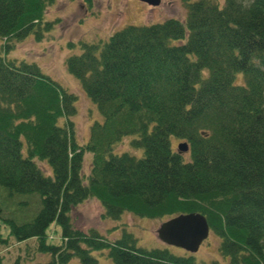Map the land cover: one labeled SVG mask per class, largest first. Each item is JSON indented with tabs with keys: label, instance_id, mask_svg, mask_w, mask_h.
I'll list each match as a JSON object with an SVG mask.
<instances>
[{
	"label": "trees",
	"instance_id": "trees-1",
	"mask_svg": "<svg viewBox=\"0 0 264 264\" xmlns=\"http://www.w3.org/2000/svg\"><path fill=\"white\" fill-rule=\"evenodd\" d=\"M52 1L0 0V227L8 230L0 246L22 243L25 264H101L92 254L110 264H205L139 248L125 230L109 239L74 228L71 210L91 199L110 220L198 213L227 264H264V0H196L183 21L78 41L65 68L101 117L84 145L71 121L76 95L35 64L3 56L52 27L44 22ZM130 136L139 157L116 153ZM172 138L187 144L185 156ZM53 227L58 244L49 242Z\"/></svg>",
	"mask_w": 264,
	"mask_h": 264
},
{
	"label": "rangeland",
	"instance_id": "rangeland-1",
	"mask_svg": "<svg viewBox=\"0 0 264 264\" xmlns=\"http://www.w3.org/2000/svg\"><path fill=\"white\" fill-rule=\"evenodd\" d=\"M196 0H160L157 6H148L137 0H53L47 6L44 13V22H52V27L42 32V38L36 41L32 35L12 42L11 48L3 56L8 59L23 60L35 64L41 72L56 82L66 91L76 95L74 104L76 113L71 118L75 130V138L78 145H84L88 139V130L93 122H100L101 117L96 107L85 96L80 83L71 76L65 68V59L80 53L77 42L104 41L114 32L125 26H148L161 23L167 18H175L183 21L186 16V3ZM73 43V47H68ZM4 41H0V52ZM61 125V121L58 122ZM131 140L126 137L117 146L116 153L128 152L139 157L141 150H132L127 143ZM174 141V142H173ZM172 148L175 150L176 141L172 138ZM179 142V141H177ZM185 156V155H184ZM90 155L83 154L81 173L86 175L89 169ZM38 166L45 170L42 163ZM4 192V189H0ZM13 197L15 200H29L33 202V196ZM102 210L99 204L91 199L85 200L74 207L70 212L73 227L86 232L95 229L100 235L109 239H116L122 230L130 233L136 240V246L144 249H166L178 256H191L197 263L227 264V260L218 253V238L209 232L207 238L200 244L193 254H187L183 250L161 243L155 235V230L162 222L160 219H146L135 217L130 214H122L117 220L104 219L101 217ZM166 220V219H165ZM59 228L53 227L50 233L53 237L51 244L60 241ZM0 233L5 237L7 228L0 227ZM22 243L12 242L7 246H0V264H14L19 250L23 249ZM18 264H25V252ZM101 264H110L98 256ZM47 256L43 259L47 260ZM98 261V262H99ZM31 262V261H30ZM38 261H33L37 263ZM30 264V263H26ZM70 264H77L73 259Z\"/></svg>",
	"mask_w": 264,
	"mask_h": 264
},
{
	"label": "water",
	"instance_id": "water-1",
	"mask_svg": "<svg viewBox=\"0 0 264 264\" xmlns=\"http://www.w3.org/2000/svg\"><path fill=\"white\" fill-rule=\"evenodd\" d=\"M149 6H157L159 0H137ZM179 154L187 152L186 143L176 146ZM209 233L205 218L198 213L179 214L159 224L155 231L156 238L166 246L195 253Z\"/></svg>",
	"mask_w": 264,
	"mask_h": 264
}]
</instances>
